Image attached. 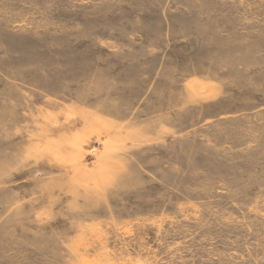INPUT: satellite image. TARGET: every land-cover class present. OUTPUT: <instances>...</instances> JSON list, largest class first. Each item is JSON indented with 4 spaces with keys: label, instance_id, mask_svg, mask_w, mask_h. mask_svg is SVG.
I'll return each instance as SVG.
<instances>
[{
    "label": "rangeland",
    "instance_id": "1",
    "mask_svg": "<svg viewBox=\"0 0 264 264\" xmlns=\"http://www.w3.org/2000/svg\"><path fill=\"white\" fill-rule=\"evenodd\" d=\"M0 264H264V0H0Z\"/></svg>",
    "mask_w": 264,
    "mask_h": 264
}]
</instances>
